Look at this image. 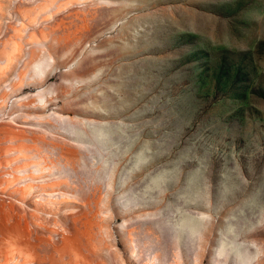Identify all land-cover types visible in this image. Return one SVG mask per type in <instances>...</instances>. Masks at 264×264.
Here are the masks:
<instances>
[{"label": "rangeland", "instance_id": "rangeland-1", "mask_svg": "<svg viewBox=\"0 0 264 264\" xmlns=\"http://www.w3.org/2000/svg\"><path fill=\"white\" fill-rule=\"evenodd\" d=\"M0 131L104 264H264V0H0Z\"/></svg>", "mask_w": 264, "mask_h": 264}, {"label": "bare ground", "instance_id": "bare-ground-1", "mask_svg": "<svg viewBox=\"0 0 264 264\" xmlns=\"http://www.w3.org/2000/svg\"><path fill=\"white\" fill-rule=\"evenodd\" d=\"M13 131L9 129L16 141L24 137L23 132ZM31 138L30 145L18 142L0 149V189L9 187L7 198L0 197V264H104L95 247L94 235L100 228L93 225V215L84 218L67 213L70 224H64L59 209L43 201L41 196L65 191L64 182L61 178L43 182L41 158H28L37 151L35 140L43 137ZM7 153L15 158H5ZM62 155L72 160L70 151ZM73 165L72 161L70 170Z\"/></svg>", "mask_w": 264, "mask_h": 264}]
</instances>
